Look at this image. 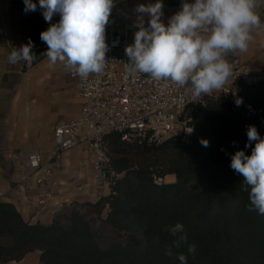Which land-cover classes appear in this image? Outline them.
I'll list each match as a JSON object with an SVG mask.
<instances>
[{
    "label": "trees",
    "instance_id": "trees-1",
    "mask_svg": "<svg viewBox=\"0 0 264 264\" xmlns=\"http://www.w3.org/2000/svg\"><path fill=\"white\" fill-rule=\"evenodd\" d=\"M239 98L240 106L229 100L198 106L189 141L150 147L109 138L114 167L125 176L114 195L84 207L98 217L106 211L104 225L132 234L127 240L104 247L80 212L65 216L67 224L43 225L25 221L13 204L0 201V264L36 250L43 264H180V253L187 264H264V216L248 211L243 177L230 167L237 150L251 154L245 147L248 125L264 137V84L244 89ZM152 170L176 182L157 187ZM178 222L187 242L176 248L167 228ZM189 245H195L194 254ZM169 247L171 257L165 254Z\"/></svg>",
    "mask_w": 264,
    "mask_h": 264
},
{
    "label": "clouds",
    "instance_id": "clouds-1",
    "mask_svg": "<svg viewBox=\"0 0 264 264\" xmlns=\"http://www.w3.org/2000/svg\"><path fill=\"white\" fill-rule=\"evenodd\" d=\"M258 0H183L180 10L163 23L162 0L135 8L138 13L134 42L125 47L129 74H147L155 81H171L186 88L193 98H199L222 89L233 75L227 56L248 50L252 32L264 27L256 11ZM25 13L36 11L33 0H24ZM115 0H39V8L49 27L40 33L47 45L44 55L51 65L62 64L86 81L90 74H101L107 65L106 27L110 22ZM149 17L145 26L144 16ZM59 20L52 23L53 17ZM31 40L13 48L7 61H21L30 66L36 57ZM242 98L235 100L240 106ZM247 143L251 154L237 150L231 157L230 167L243 177L249 194L248 211L264 216V137L255 125L247 126ZM254 143V147L252 144ZM203 147L209 141H200ZM179 248L187 242L184 225L176 223L167 228ZM195 245L188 246V253H195ZM165 254L172 256V248ZM180 264H187V257L177 255Z\"/></svg>",
    "mask_w": 264,
    "mask_h": 264
},
{
    "label": "built area",
    "instance_id": "built-area-1",
    "mask_svg": "<svg viewBox=\"0 0 264 264\" xmlns=\"http://www.w3.org/2000/svg\"><path fill=\"white\" fill-rule=\"evenodd\" d=\"M182 2L174 3L176 13ZM187 2L194 3V0ZM127 8L124 0L112 9L106 27L109 51L105 70L101 74H90L86 81L70 70L82 99L81 111L76 120L58 123L54 128L50 153L44 154L33 147L6 151V157L23 169L16 190L20 196L28 194L34 210L50 211V225L60 216L86 211V203L115 194V187L125 173H119L114 167L110 137L117 135L122 142L150 147L169 139L189 141L196 130L198 106L220 100L235 104L244 89L264 84V71H252L237 57L228 59L233 75L225 86L199 98H193L186 88L171 81H155L147 74H129L125 66L128 63L125 47L131 44L132 25L127 19ZM163 13L161 20L166 24ZM32 65L33 62L30 66L24 63L25 68ZM75 149H80V168H89L91 174L78 173L68 181L60 179L57 175L63 170V158ZM168 177L171 176L152 171L157 187L170 183ZM70 186L74 197L54 203L58 193Z\"/></svg>",
    "mask_w": 264,
    "mask_h": 264
},
{
    "label": "crops",
    "instance_id": "crops-1",
    "mask_svg": "<svg viewBox=\"0 0 264 264\" xmlns=\"http://www.w3.org/2000/svg\"><path fill=\"white\" fill-rule=\"evenodd\" d=\"M125 1L128 3L127 19L132 25V44L134 33L138 30L135 27L138 16L135 8L140 4L155 3L156 0ZM176 1L162 0L166 24L176 13L173 8ZM256 11L264 22V0H258ZM148 19L145 15V26ZM252 36L246 52L230 53L227 59L237 57L252 71H264V27L253 30ZM14 47L18 48L12 38L10 43L6 42L0 28V201L13 204L25 221L50 225V211L34 210L28 194L20 196L16 190L23 169L17 162L6 157V151L16 152L24 147H33L49 154L53 147L54 128L58 123L73 121L79 117L82 99L77 83L70 77V70L60 63L50 64L44 55L47 47L33 52L34 55L41 52V55L38 60L34 58L30 68H25L23 61L8 63L7 57ZM79 154L80 149H75L64 156L63 170L57 175L60 179L68 181L78 173H85L86 176L91 174L89 168H80ZM73 197L70 186L60 191L53 202ZM5 264H43L41 251L30 252L20 261Z\"/></svg>",
    "mask_w": 264,
    "mask_h": 264
},
{
    "label": "rangeland",
    "instance_id": "rangeland-1",
    "mask_svg": "<svg viewBox=\"0 0 264 264\" xmlns=\"http://www.w3.org/2000/svg\"><path fill=\"white\" fill-rule=\"evenodd\" d=\"M15 1L16 0H0V28L3 33V36L6 39V42L10 43L11 38H12L15 45L19 48L22 45L27 44V42L25 41V38L21 36L23 34L22 29L17 26L18 25L17 15H19L20 13V8L19 6L16 5ZM120 1L121 0H115V3H116L115 7ZM38 49H43V47L33 45L32 52ZM40 55H41V52L35 53V56H36L35 59L38 60ZM167 180L170 183L176 182L174 176L168 177ZM85 209L86 211L83 210L82 212L81 211H76V212H80L81 214H83L86 217V219L91 222L92 228L95 231H97L100 235H102L101 244L104 247L108 246L112 241L113 242L119 241V240L125 241L128 239V236H125V235H132L130 233H123V232L115 231L111 228L106 227L104 225V222L106 219L105 213H103L101 217H98L96 214L88 213V208L85 207ZM69 215L60 216L58 218V221L63 225L67 224V220L65 216H69ZM2 242H4V240L0 238V243Z\"/></svg>",
    "mask_w": 264,
    "mask_h": 264
},
{
    "label": "flooded vegetation",
    "instance_id": "flooded-vegetation-1",
    "mask_svg": "<svg viewBox=\"0 0 264 264\" xmlns=\"http://www.w3.org/2000/svg\"><path fill=\"white\" fill-rule=\"evenodd\" d=\"M16 5L20 8V13L17 15L18 27L22 29V37L28 43L32 41L33 45L46 48L47 45L40 39V33L49 27V23L45 21L42 15V9L39 8V0H33L37 4V10L25 13L24 0H16ZM59 20V16H54L52 23ZM12 28V27H11Z\"/></svg>",
    "mask_w": 264,
    "mask_h": 264
}]
</instances>
